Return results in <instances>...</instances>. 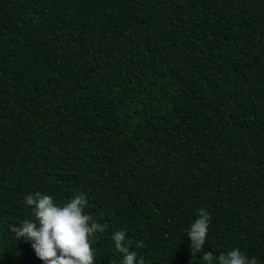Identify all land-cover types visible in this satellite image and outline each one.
<instances>
[{
  "label": "trees",
  "instance_id": "16d2710c",
  "mask_svg": "<svg viewBox=\"0 0 264 264\" xmlns=\"http://www.w3.org/2000/svg\"><path fill=\"white\" fill-rule=\"evenodd\" d=\"M37 191L85 194L96 264L118 230L136 264H264V0H0V264H45L12 231Z\"/></svg>",
  "mask_w": 264,
  "mask_h": 264
},
{
  "label": "clouds",
  "instance_id": "9594fccd",
  "mask_svg": "<svg viewBox=\"0 0 264 264\" xmlns=\"http://www.w3.org/2000/svg\"><path fill=\"white\" fill-rule=\"evenodd\" d=\"M27 206L32 209L33 219H25L12 226L18 239L24 238L32 243L37 257L45 264H96L92 248L97 233H104L105 226L92 216L85 214L88 199L83 192L77 193L68 202L57 203L54 197L37 191L25 197ZM210 213L205 208L198 210L196 219L188 230L193 257L201 251L208 237ZM111 239L115 249L123 254L122 264H136L137 253L129 250L126 232L116 231ZM143 248V242L137 244ZM202 259L213 264V253L205 252ZM139 264H145L143 258ZM218 264H257L255 258L249 259L239 248L218 256Z\"/></svg>",
  "mask_w": 264,
  "mask_h": 264
}]
</instances>
